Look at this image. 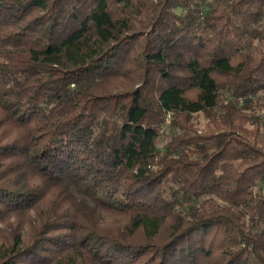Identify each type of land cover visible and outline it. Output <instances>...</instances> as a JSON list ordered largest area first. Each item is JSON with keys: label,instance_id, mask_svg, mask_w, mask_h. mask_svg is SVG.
I'll use <instances>...</instances> for the list:
<instances>
[{"label": "trees", "instance_id": "obj_1", "mask_svg": "<svg viewBox=\"0 0 264 264\" xmlns=\"http://www.w3.org/2000/svg\"><path fill=\"white\" fill-rule=\"evenodd\" d=\"M0 264H264V0H0Z\"/></svg>", "mask_w": 264, "mask_h": 264}]
</instances>
